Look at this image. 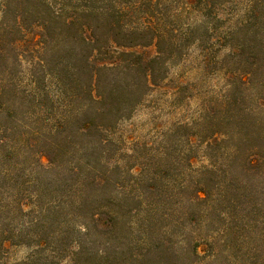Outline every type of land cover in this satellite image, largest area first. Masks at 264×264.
I'll return each mask as SVG.
<instances>
[{
	"label": "trees",
	"instance_id": "16d2710c",
	"mask_svg": "<svg viewBox=\"0 0 264 264\" xmlns=\"http://www.w3.org/2000/svg\"><path fill=\"white\" fill-rule=\"evenodd\" d=\"M184 1L0 0V25L12 15V67L26 63L30 83L42 85L12 87V105L4 109L12 106L13 116L22 111L28 122H41L49 141L69 146L63 201L48 203L44 212L65 208L71 219L98 221L106 191L110 203L120 200L112 177L122 166L110 154L111 135L161 89L155 86L166 78L167 60L194 47L204 73L218 71L226 87H204L196 96L185 94L197 87H176L168 95L174 109L190 97L198 102L195 116L168 126V249L175 235L194 234L204 224L220 249H254L258 261L257 249H264V0ZM118 73L130 77L126 87H103ZM146 188L151 194L153 187ZM22 193L12 173V218L41 211ZM110 205L106 213L114 221L119 212ZM17 232L20 244L42 248ZM203 241L186 244L196 255Z\"/></svg>",
	"mask_w": 264,
	"mask_h": 264
},
{
	"label": "rangeland",
	"instance_id": "374dc122",
	"mask_svg": "<svg viewBox=\"0 0 264 264\" xmlns=\"http://www.w3.org/2000/svg\"><path fill=\"white\" fill-rule=\"evenodd\" d=\"M11 17L0 25V264H264V249H257L258 261L254 249H220L218 236L204 224L192 229L194 234L175 235V245L168 249V126L179 119L189 120L198 109L192 97L174 109L168 95L176 87H197L186 96L199 94L204 87H226L218 71L204 73L197 49L190 46L181 56L174 54L175 58L167 60L166 78L155 86L161 89L151 93L111 135L114 148L110 154L122 166L112 177L121 187L120 200L110 203L106 191L99 201L103 213L97 215L98 221L71 219L65 208L44 212L48 203L63 201L59 191L72 156L66 153L68 145L46 138L41 122H28L20 110L13 116L12 106L4 109L12 105V87H42L30 83L26 63L12 67ZM190 17L199 18L195 13ZM147 50L153 53L155 48ZM34 75L41 76L37 69ZM129 80L128 75L118 73L103 87H126ZM113 81L117 85H111ZM12 173L24 199L37 204L33 211H41L12 218ZM2 174L7 175L5 179ZM146 184L153 187L152 195ZM110 204L119 212L114 221L106 213ZM18 230L23 231V239L32 245L39 241L42 248L20 244ZM196 235L204 241L195 255L186 243L197 240ZM205 241L213 245H204Z\"/></svg>",
	"mask_w": 264,
	"mask_h": 264
}]
</instances>
